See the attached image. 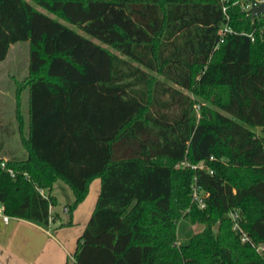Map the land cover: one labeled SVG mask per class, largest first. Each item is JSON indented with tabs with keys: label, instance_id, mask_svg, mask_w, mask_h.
Returning a JSON list of instances; mask_svg holds the SVG:
<instances>
[{
	"label": "trees",
	"instance_id": "trees-1",
	"mask_svg": "<svg viewBox=\"0 0 264 264\" xmlns=\"http://www.w3.org/2000/svg\"><path fill=\"white\" fill-rule=\"evenodd\" d=\"M255 2L0 0V61L12 43H30L16 93L20 106L29 90L28 121L17 108L28 154L0 157L7 212L48 225L56 181L72 188L73 211L100 178L75 264H264V15L252 16ZM194 175L209 192L204 208L192 202ZM235 211L249 241L233 227Z\"/></svg>",
	"mask_w": 264,
	"mask_h": 264
},
{
	"label": "crops",
	"instance_id": "crops-1",
	"mask_svg": "<svg viewBox=\"0 0 264 264\" xmlns=\"http://www.w3.org/2000/svg\"><path fill=\"white\" fill-rule=\"evenodd\" d=\"M98 179L100 187H97L95 195H89L91 184ZM91 184L85 200L72 212L70 224L60 225L63 216L59 210L57 195V204L51 207V212L57 214L55 222L43 225L16 217L8 224L1 223L0 264H75L74 253L78 239L95 209L101 179L95 178ZM77 222L80 223L79 227L75 226Z\"/></svg>",
	"mask_w": 264,
	"mask_h": 264
},
{
	"label": "rangeland",
	"instance_id": "rangeland-1",
	"mask_svg": "<svg viewBox=\"0 0 264 264\" xmlns=\"http://www.w3.org/2000/svg\"><path fill=\"white\" fill-rule=\"evenodd\" d=\"M32 3L40 10L46 11L42 6L34 2ZM51 15L57 17L54 14ZM29 61L30 43L28 40H21L12 43L7 56L4 60L0 61V157L23 158L28 154L27 148L25 147L22 139L24 133L22 134L19 128L17 108L20 107V112L23 113L24 118L28 121L29 90L25 89L21 93L20 106L17 103L16 93L18 89V82L22 81L28 75ZM27 121L25 133L27 132ZM97 187H100L99 179L91 184V191L89 195H95L98 190ZM53 190L55 195L58 196L60 202L59 210L63 216L62 221L60 222L67 223L70 221V216H72V212L74 211L69 210V205L74 201V192L72 188L63 180L56 181ZM189 210L190 207L184 211V213L187 211L189 212ZM200 225H203L202 229H198ZM217 225L219 228L220 222H217L216 226ZM75 226L79 227L80 223L77 222ZM216 226H214L215 229ZM192 227L196 231H202L205 228V225L202 223H194Z\"/></svg>",
	"mask_w": 264,
	"mask_h": 264
},
{
	"label": "built area",
	"instance_id": "built-area-1",
	"mask_svg": "<svg viewBox=\"0 0 264 264\" xmlns=\"http://www.w3.org/2000/svg\"><path fill=\"white\" fill-rule=\"evenodd\" d=\"M257 3H259L258 0H256L255 3H252L249 8L253 7L254 5H256ZM228 27L226 28H223V29H220L219 30V33L220 34H224L226 31H228ZM213 158V157H211ZM182 165H187V166H190L192 167L193 169H205L207 168V165L206 163L204 162H201L199 164H191V163H188V162H182L180 163ZM1 166L3 168H6V163L5 161H3L1 163ZM8 171L10 172V174L12 176H15V171L13 169H8ZM209 172L210 173H213V170L209 169ZM39 191L40 193L45 196V197H48V193H47V190L45 188H39ZM191 193H192V202L195 203L196 205H198V207L200 208H204L206 206V199L207 197L209 196V192L206 191L203 186L198 182V179H197V176L194 175L193 176V179H192V183H191ZM232 215V218H233V221H234V224H233V227L234 229L236 230H239L240 233H241V239L242 241H249L250 240V237L249 235L243 231L241 228H240V225L238 223V217H239V213L238 211H235V212H232L231 213ZM16 218L15 216H12L10 215L8 212H7V207H6V204L0 199V224H8L11 222L12 219ZM258 249H264V246L262 245H259L258 246Z\"/></svg>",
	"mask_w": 264,
	"mask_h": 264
},
{
	"label": "water",
	"instance_id": "water-1",
	"mask_svg": "<svg viewBox=\"0 0 264 264\" xmlns=\"http://www.w3.org/2000/svg\"><path fill=\"white\" fill-rule=\"evenodd\" d=\"M259 3L250 8L252 16L264 15V0H258ZM219 224V223H218ZM203 225H200L198 229H202ZM218 229V225L216 226Z\"/></svg>",
	"mask_w": 264,
	"mask_h": 264
}]
</instances>
